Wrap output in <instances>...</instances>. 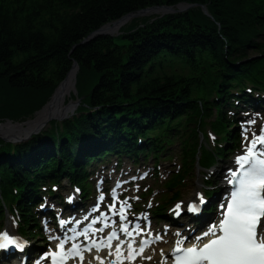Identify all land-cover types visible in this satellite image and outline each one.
<instances>
[{"label":"trees","instance_id":"trees-1","mask_svg":"<svg viewBox=\"0 0 264 264\" xmlns=\"http://www.w3.org/2000/svg\"><path fill=\"white\" fill-rule=\"evenodd\" d=\"M178 4L192 11L151 24L138 18L119 36L80 44L124 15ZM135 21L145 27L129 32ZM263 37L264 0H0V121L32 117L72 60L77 91H88L72 119L52 121L17 144L0 139V194L17 201L25 232L34 238L31 189L66 175L79 181L96 156L91 152L146 149L135 134L174 140L183 118L195 136L203 116L211 115L213 92L223 97L234 80L261 68V58L253 57L263 55ZM225 121L221 115L219 131ZM226 136L236 142L237 131Z\"/></svg>","mask_w":264,"mask_h":264},{"label":"snow or ice","instance_id":"snow-or-ice-1","mask_svg":"<svg viewBox=\"0 0 264 264\" xmlns=\"http://www.w3.org/2000/svg\"><path fill=\"white\" fill-rule=\"evenodd\" d=\"M235 163L238 167L230 170L227 177L232 189L221 206V219L196 237L191 246L182 247L184 241L178 239L169 254L171 264H264V126L259 134H252L244 153L235 158ZM99 199L103 200L104 197L101 195ZM201 202L203 203L202 199ZM180 207L177 204L176 210ZM188 210L196 209L190 204ZM122 231L128 232L126 228H122ZM128 235L131 236V233ZM114 239L119 241L114 233L108 234L106 247L109 256L113 251L116 253V260L112 264H117V261L124 258L123 242L119 241L113 249L111 242ZM157 239L160 237L157 236ZM144 243L140 242L138 250L133 248L132 243H128L127 258L142 254ZM9 245L23 248V244L10 238L7 231L0 233V248H7ZM91 247L101 251L95 241ZM85 251H91V248H85ZM77 257L83 260L78 245L65 248L64 242L58 241L56 249L51 253V264H67L68 260ZM97 259L100 264H104L103 259ZM164 264H168V261Z\"/></svg>","mask_w":264,"mask_h":264},{"label":"water","instance_id":"water-1","mask_svg":"<svg viewBox=\"0 0 264 264\" xmlns=\"http://www.w3.org/2000/svg\"><path fill=\"white\" fill-rule=\"evenodd\" d=\"M158 10L168 11V10H171V7H167V6L152 7V8L143 10V11H139L138 13L139 14H145L147 12L158 11ZM204 12H205V10H204ZM133 16H134V14H128V15L118 19L114 23L118 26ZM107 26L108 25L106 24V25L100 27L95 32H92L80 44H85L87 42H90L91 40H93L99 36L108 35L107 30H106ZM77 69H78L77 63L72 62L70 70L66 74L65 78L54 89L49 101L36 113L38 118L45 116L46 120L43 123L44 125L48 121H50L51 119H59L60 117H62L60 114H57V111H58L60 105L63 103L64 97L66 96V93L69 91H72L73 93H75L74 92L75 91L74 83H75V72L77 71ZM70 75H71V80H70V84L68 87L67 83H68V77ZM31 122L32 121H29L26 123H11L10 121H7L5 123H0V138L3 139L4 141H10L8 135L6 134L8 132L7 130H10L11 132L13 130H16V131L21 130L20 127H22V125H27V124H30ZM24 129H26V128H24ZM32 133H34V131L28 132V134L26 133L25 136L30 135ZM11 140H13V139H11Z\"/></svg>","mask_w":264,"mask_h":264},{"label":"rangeland","instance_id":"rangeland-1","mask_svg":"<svg viewBox=\"0 0 264 264\" xmlns=\"http://www.w3.org/2000/svg\"><path fill=\"white\" fill-rule=\"evenodd\" d=\"M192 8L193 7H189V6H177V7H174V8H172V10H170V11H153V12H150V13H146V14H141V16L142 17H140V18H143L144 16H146V17H148V20H147V24H151L153 21H155V20H157V19H160V18H162L163 16H165L166 14H168V13H171V14H178L179 12H181V11H192ZM204 8V9H203ZM203 8H201V11L202 12H204V10H205V13H206V8L205 7H203ZM131 18V19H130ZM129 18V20H127L121 27H120V29L123 27V26H126L125 28H123V29H127V28H129V27H131L133 24H132V19H134L135 17H130ZM137 19V18H136ZM136 19H134V20H136ZM136 22V25H134L132 28H130V29H128V31L129 32H131L134 28H136L134 31H137L138 29H140V28H144L145 27V23L144 22H142V21H140V22H137V21H135ZM137 23H138V25H137ZM131 24V25H130ZM135 24V23H134ZM146 24V25H147ZM136 26V27H135ZM133 31V32H134ZM121 34H123V32H120V34L119 35H121ZM118 35V36H119ZM113 37H115V36H113ZM264 38V37H263ZM263 41H264V39H263ZM250 53H254V50H250ZM83 91H85V93L84 94H79V92L77 91V89H76V93H78L79 95L77 96V94H76V96L75 97H79V99L77 100L76 99V101L75 102H73L74 100H72L71 99V97L69 96L68 98L66 97V100H65V102H64V105H67V103L68 104H70V103H72V105L70 106V108H69V110L66 112V114H64L62 117H60L59 119H55L57 122H61V121H59V120H61V119H63V120H65V119H68V118H70L71 116H72V114H74V113H76V112H78L79 111V109H80V106L82 105V103L85 101V97H86V95H87V89L85 90V89H83ZM75 92V91H74ZM71 94H73V93H71ZM86 94V95H85ZM2 99H4V97H2ZM27 120V119H26ZM26 120H23V121H26ZM45 120L46 119H44L43 121H41L42 122V125L41 126H39V127H42L44 124V122H45ZM62 120V121H63ZM48 127H49V125L47 124V125H45L44 126V128H42V129H48ZM8 132L6 133L7 135H8V137H9V140H11V139H13L12 140V142L13 143H15V144H17V143H20L21 141H25L28 137H29V135L28 136H25V132L24 131H22V130H13L12 132L10 131V130H7ZM193 178H195V173H194V176H193Z\"/></svg>","mask_w":264,"mask_h":264},{"label":"bare ground","instance_id":"bare-ground-1","mask_svg":"<svg viewBox=\"0 0 264 264\" xmlns=\"http://www.w3.org/2000/svg\"><path fill=\"white\" fill-rule=\"evenodd\" d=\"M106 30H107L108 33L112 34V33L118 32L119 28H117L116 24H110V25L107 26ZM70 80H71V75L68 77V83H67L68 87H69V84H70ZM69 96H70V91L66 93V97H69ZM69 108H70V106H68V107L61 106V108L57 111V113L66 114V112L69 110ZM44 119H45V116L40 117V118L35 117V118L30 120V121H32L30 124L26 125V129L23 128V125L20 128H21L22 131H25L26 133L31 132L33 130L38 129L39 126L42 125L41 121H43ZM180 123H181V121H180ZM209 156H219V155L216 152H214V151L209 152L208 155L206 156L203 164H202V168L204 166H207V169L214 171L216 174H218V176H220L221 169H222L223 165H213L212 160H211L212 158L209 159ZM220 158L223 159L222 157H220Z\"/></svg>","mask_w":264,"mask_h":264}]
</instances>
